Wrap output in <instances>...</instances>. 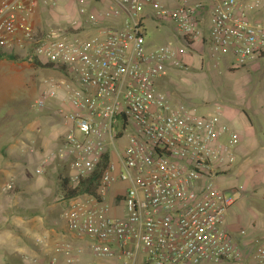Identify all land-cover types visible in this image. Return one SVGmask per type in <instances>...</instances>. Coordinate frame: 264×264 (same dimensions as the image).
I'll list each match as a JSON object with an SVG mask.
<instances>
[{
    "label": "built area",
    "instance_id": "built-area-1",
    "mask_svg": "<svg viewBox=\"0 0 264 264\" xmlns=\"http://www.w3.org/2000/svg\"><path fill=\"white\" fill-rule=\"evenodd\" d=\"M60 3L0 0V51L49 71L32 109L69 124L37 171L55 163L72 188L100 172L96 194L65 199L66 235L88 240L103 264H264V246L242 248L225 228L235 201L218 179L235 165L240 135L222 113L158 88L166 69L187 64L172 42L150 46L145 31L152 19L188 46L210 43L212 56L258 60L264 0H78L75 19L37 28ZM116 183L123 190L107 201ZM57 250L79 262L72 244Z\"/></svg>",
    "mask_w": 264,
    "mask_h": 264
},
{
    "label": "rangeland",
    "instance_id": "rangeland-1",
    "mask_svg": "<svg viewBox=\"0 0 264 264\" xmlns=\"http://www.w3.org/2000/svg\"><path fill=\"white\" fill-rule=\"evenodd\" d=\"M99 7L106 8V2ZM78 8V0H61L57 11L52 16H45L47 18H39L36 27L42 26L41 21L46 19L52 24L72 21ZM145 31L150 46L172 42L187 64L181 69H166V74L158 82L162 92L197 107L201 114L216 115L228 110L236 114V121L248 116L254 126L257 125L253 112L260 106L258 100L264 97V57L240 63L232 56H212L210 43L203 45L196 41L188 46L170 24H158L152 19L147 20ZM21 58L0 61V258L2 255L7 257L8 261L3 264L25 263L27 253L24 248H30L31 255L37 252L35 248L42 252V244L37 242L38 234L42 233L47 235L45 239L42 237L45 245L51 244L58 249L59 245L72 244L75 254L84 256L88 253L98 264V258L89 251L88 240H76L66 235L61 214L67 209L68 202L60 183V179L67 175L66 171L62 170L61 175H48L44 171L45 176L37 171L41 157L31 152L36 146H30L29 141L36 137L38 127L44 132L50 126L46 122V112H36L32 105L42 88L41 81L50 73ZM231 125L239 130L234 123ZM8 165H20L18 178L10 176L12 172ZM45 177L47 185H42L40 181ZM226 181L234 182L237 188L236 191L227 189L235 201L232 213L225 217V228L231 233L233 242L246 249L264 246L263 186L257 185L258 190L253 192L251 183L245 185L244 176L233 173L227 175ZM9 183L11 189H5ZM122 190L121 184H113L107 201ZM114 212L118 213L119 209ZM33 219L35 226L31 222ZM29 233L36 238L30 239ZM80 249L82 251L78 252ZM41 259L45 264L51 261L48 257L46 261Z\"/></svg>",
    "mask_w": 264,
    "mask_h": 264
},
{
    "label": "crops",
    "instance_id": "crops-1",
    "mask_svg": "<svg viewBox=\"0 0 264 264\" xmlns=\"http://www.w3.org/2000/svg\"><path fill=\"white\" fill-rule=\"evenodd\" d=\"M258 103L260 104L259 108L261 110L258 108V110L253 112L254 120L257 124L256 126H254L253 122L248 116L244 118L239 117V120L236 121L234 118V115L236 114H233L228 110H224V112L222 111V115L220 117L221 121L223 123H227L231 128L233 127L231 124L234 123L236 129L239 130H235L234 127L232 129L236 133H239L241 137V142L238 144L235 151L237 157V161L235 162V165L232 166V168L223 177H220V179H218V184L226 190L231 189L233 191H236L237 189L235 187L234 182L226 181L227 175L231 173L239 177L244 176L246 178L245 185L251 183L254 187L253 192H256V190H258V188H256L257 185H262L264 190V97H261L258 100ZM45 112H46V122L50 126V128L44 132L42 131L41 133L36 132V137L33 138L36 141L35 144L36 149L34 153H37V155L39 154L41 158L46 154H50L53 151L52 149L53 147H56L58 139L69 129V124L61 120L60 117L58 116L55 117L53 115H50L51 110L49 108H47ZM30 141H29V145H30ZM12 161L15 160L13 159ZM20 165L19 166L8 165L10 171L12 172L10 176L18 178L17 171L18 168H20ZM25 165L27 167L29 166L28 163H25ZM62 170L63 169L57 167L55 163H50L49 166L45 168V171L47 172L48 175L50 174L52 175V173L54 174L57 173L58 175H61ZM1 173L2 170L0 171V174ZM43 175L45 176V173H43ZM40 183L42 185H47V177L41 179ZM231 213L232 211L230 207L228 214ZM31 222L34 223V226L37 225L34 219L31 220ZM30 228H33V226H31ZM41 234L42 233L38 234L37 239H42V237L43 239H45L47 237L46 234L43 235ZM50 234L51 236H53L54 232ZM28 235L30 239L36 238L30 233ZM37 249L38 248H35L37 252L31 255L30 254L31 249L24 248L23 250L25 253H27V258L23 260V262L25 263L22 264H45V262H43L42 261L43 259L41 258H44L46 261L47 257L51 261L56 260V264H66L64 254L59 250H57L56 248H53L51 244H48L46 248L44 247L40 249L42 250L41 253L38 252ZM72 254L73 256L79 259V262L77 264H95V262L92 261L91 257H89L90 255L88 253L87 255L84 256L80 254H75L74 246H73ZM7 261H8L7 257L5 255H2V258H0V264L6 263ZM97 263L103 264V262H101V260L99 259Z\"/></svg>",
    "mask_w": 264,
    "mask_h": 264
},
{
    "label": "trees",
    "instance_id": "trees-1",
    "mask_svg": "<svg viewBox=\"0 0 264 264\" xmlns=\"http://www.w3.org/2000/svg\"><path fill=\"white\" fill-rule=\"evenodd\" d=\"M192 44V42H190ZM4 58H10L13 60H20V58L18 56H14L13 54L10 53H5V52H1L0 51V61L3 60ZM23 60V59H21ZM25 60V59H24ZM36 66H39L37 64H35ZM100 172L97 171L93 176H91L90 178L86 179L85 181L83 180L80 185L76 188H72L69 185L68 180L66 179V177H62L60 179V183L61 186L65 192V199H69L77 194H81V193H89V194H96V189H97V182H98V178H99Z\"/></svg>",
    "mask_w": 264,
    "mask_h": 264
}]
</instances>
